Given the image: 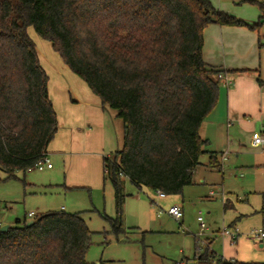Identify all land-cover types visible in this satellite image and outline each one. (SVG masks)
Segmentation results:
<instances>
[{
  "label": "trees",
  "instance_id": "obj_1",
  "mask_svg": "<svg viewBox=\"0 0 264 264\" xmlns=\"http://www.w3.org/2000/svg\"><path fill=\"white\" fill-rule=\"evenodd\" d=\"M250 2L261 10L255 23L210 0H0V170L11 177L33 169L58 131L49 75L28 33L33 27L123 120V147L104 158L114 229L123 226L126 179L182 195L194 184L208 144L200 128L219 96L218 71L203 59L204 30L216 23L259 31L264 1ZM211 163L220 168L216 158ZM34 220L0 231V264H89L92 232L82 213L50 211ZM197 258L264 264L226 260L209 245Z\"/></svg>",
  "mask_w": 264,
  "mask_h": 264
},
{
  "label": "rangeland",
  "instance_id": "obj_2",
  "mask_svg": "<svg viewBox=\"0 0 264 264\" xmlns=\"http://www.w3.org/2000/svg\"><path fill=\"white\" fill-rule=\"evenodd\" d=\"M234 1L236 9L248 16L259 7L250 0ZM260 30L264 31V25ZM28 33L36 43L43 64L51 57L63 61L51 42L33 27L28 28ZM56 107L60 115L70 114L59 99ZM105 116L103 124L78 127L76 143L63 151L70 155L66 164L63 155L53 154L52 169L33 168L25 173L18 171L11 177L0 170L2 226H13L17 220L28 223L43 213L60 212L63 206L65 212H80L92 232L86 252L89 264H200L198 254L207 245L218 254H222L223 248L226 253L231 251L230 247L225 248L227 239L221 235L227 227L237 229L238 240L242 241L237 248L238 259L264 262V247L256 243L258 246L254 248L255 241L251 238L252 232L264 231V155L256 152L260 149L245 143L247 151L238 157L231 155L233 161H225L222 171L206 173L205 185L197 181L187 186L183 191L182 224L168 213L160 212L174 205L175 202L171 203L174 196L157 200L153 197L157 192L139 189L127 182L125 191L129 195L123 226L115 230L107 220L117 217L115 192L111 182L104 178L103 163L105 157L123 147V120L109 106ZM32 211L35 216L30 219L28 213ZM200 212L207 225L203 232L198 222Z\"/></svg>",
  "mask_w": 264,
  "mask_h": 264
},
{
  "label": "crops",
  "instance_id": "obj_3",
  "mask_svg": "<svg viewBox=\"0 0 264 264\" xmlns=\"http://www.w3.org/2000/svg\"><path fill=\"white\" fill-rule=\"evenodd\" d=\"M210 1L216 8L249 23H255L261 15L259 7L257 10H253L249 16L246 15V12L236 9V6L233 5L236 3L234 0L232 3L231 0ZM41 59V65L49 75V95L58 117V131L49 145L47 157L51 160L53 154H61L64 164H66L70 160V155L63 151L72 148L76 143V134L80 133L78 127L103 124V120L106 119V106H103L101 99L92 92L88 85H85L86 82L81 81L63 61L51 57L50 61L47 60L46 64H43ZM203 59L209 69L218 71L217 79L219 80L217 104L200 128V135L208 141V144L205 146V153L201 155L200 163L195 170L194 184L199 181L205 185L207 172L222 171L225 161L230 163L233 161V159L231 161V155L234 154L238 157L241 152L247 151L245 143L251 144L254 131L264 130V31L252 30L247 27L210 24L204 30ZM219 74L227 76L231 83L228 84L225 79H220ZM57 99L61 100L64 107L69 109V115L58 113ZM78 106H81V110L78 109ZM89 133L87 132V135ZM256 152L264 155V151ZM212 158H216L220 168L213 166ZM127 182L132 183L126 179L125 184ZM213 193L211 190L210 195ZM169 196L175 197L171 203L175 202L174 205H179L184 213L183 194L167 195L165 198L153 195L155 199L163 201ZM154 198L152 200L156 202ZM225 205L228 203L225 202ZM62 211H65L64 206ZM183 221L184 216L182 223ZM224 237L227 239L225 248L230 247L231 251L226 253L223 248L222 254H217L226 260L243 261L237 258V248L241 240L232 245L231 238L226 235ZM256 243H253L254 248L258 246ZM259 244L260 247H264V243ZM210 264H216V261Z\"/></svg>",
  "mask_w": 264,
  "mask_h": 264
},
{
  "label": "built area",
  "instance_id": "obj_4",
  "mask_svg": "<svg viewBox=\"0 0 264 264\" xmlns=\"http://www.w3.org/2000/svg\"><path fill=\"white\" fill-rule=\"evenodd\" d=\"M219 78L225 79L226 83H228V84L231 83V80L223 74H219ZM251 147L260 149L261 151H264V130H257V131H254L252 133ZM223 158H225V155H223ZM52 167H53V164L51 163L50 159L46 156L43 159H41L40 161H38L34 168H38L39 170H44L45 168H52ZM157 196L159 198H165L167 195L161 191H158ZM160 212L161 213L162 212L168 213L175 220L182 223L184 213H183L182 208L179 205H177V204L172 205L168 209L162 208ZM34 216H35L34 212H31L28 214V217L30 219H32ZM198 222L200 223L201 231L202 232L205 231L207 229V225H206V221H205L201 212L199 213V216H198ZM1 226L2 225L0 224V227ZM221 234L223 236H225V235L229 236L231 238L232 244H236L238 241V238H239V233H238L237 229H233V228L225 227L221 231ZM251 238L257 243H264V231L260 230V231L252 232ZM221 257H223V256H221Z\"/></svg>",
  "mask_w": 264,
  "mask_h": 264
},
{
  "label": "water",
  "instance_id": "obj_5",
  "mask_svg": "<svg viewBox=\"0 0 264 264\" xmlns=\"http://www.w3.org/2000/svg\"><path fill=\"white\" fill-rule=\"evenodd\" d=\"M34 222H35V220H31L27 224L32 225ZM8 228H9V225L1 226L0 231H6V230H8ZM261 246H263V245L261 244Z\"/></svg>",
  "mask_w": 264,
  "mask_h": 264
}]
</instances>
